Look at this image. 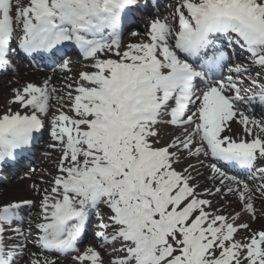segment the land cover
I'll return each instance as SVG.
<instances>
[{
  "label": "snow or ice",
  "instance_id": "1",
  "mask_svg": "<svg viewBox=\"0 0 264 264\" xmlns=\"http://www.w3.org/2000/svg\"><path fill=\"white\" fill-rule=\"evenodd\" d=\"M167 7L141 33L142 0H0V71L21 53L62 73L81 57L0 113V167L44 130L59 153L38 200L0 194V264H264V224L242 220L264 204V0ZM161 126L180 134L162 142Z\"/></svg>",
  "mask_w": 264,
  "mask_h": 264
},
{
  "label": "bare ground",
  "instance_id": "2",
  "mask_svg": "<svg viewBox=\"0 0 264 264\" xmlns=\"http://www.w3.org/2000/svg\"><path fill=\"white\" fill-rule=\"evenodd\" d=\"M73 59V58H71ZM76 69L70 73H62V72H58L57 74H47L45 72L42 71H36V70H32L29 69L27 67L22 68L21 72L19 74V76L15 79H13L11 82H4L1 86H0V113H3L4 111H6L9 107L12 108L13 111H15L17 109V106L14 104H9V101L12 99L13 97V90L16 88L21 87L22 85H24L26 82H35V83H40L41 81H43L45 78H47L49 75L53 77L52 83L55 84L57 87H61L64 83L63 77L65 75H73L76 73ZM52 103H55L54 101ZM234 125H232V129ZM230 134V133H227ZM57 155V153H56ZM58 159V156H56ZM57 159L55 160V162L57 161ZM49 162V160L45 161V163ZM50 163V162H49ZM197 167L199 168V170L201 172H205L207 174V170L204 169L203 167H200L199 165H197ZM55 171V165H53V169H51V171L49 173H54ZM195 174V173H194ZM42 177H48V174H44L42 175ZM203 181V178H200ZM45 185L41 186V188H43ZM208 186H211V182H209ZM6 197L9 198H15V199H21L24 197H30L31 199H39L37 196H35V194L33 193L32 189L30 187H27L25 185V183L22 180H15L13 182V184L11 185L10 188L4 190L2 193H0ZM255 207L257 209V216L258 219L255 220V225H258V227H260L262 224H264V217L260 216V208H262V210H264V204H261L258 202V204H255ZM247 215V214H246ZM247 220L251 219L250 216L247 215Z\"/></svg>",
  "mask_w": 264,
  "mask_h": 264
},
{
  "label": "rangeland",
  "instance_id": "3",
  "mask_svg": "<svg viewBox=\"0 0 264 264\" xmlns=\"http://www.w3.org/2000/svg\"><path fill=\"white\" fill-rule=\"evenodd\" d=\"M139 39H133L132 41H130V42H137ZM164 127H166V126H164ZM165 130H166V128H164ZM166 136H171V135H166ZM170 139V137H164V136H162L161 137V140H162V142H167L168 140ZM56 151V150H55ZM58 156H59V153L57 154ZM56 155V156H57ZM52 161H53V164H52V162L50 163V164H48L47 166H45V169L48 171L49 169H53V165H54V163H56L55 162V160L57 159V157H53L52 156ZM51 159H50V161H51ZM189 162H191V161H183V163H182V166H186L187 165V163H189ZM192 163V162H191ZM44 179H47V178H44ZM28 197V196H27ZM216 201H214V203H215ZM221 205H223V202H221ZM228 210L229 211H240V208H239V206L236 204V203H231L230 204V206L228 207ZM244 215V213H242V220L244 221V222H247V219L245 218L246 216H243ZM251 226L253 227V228H259L258 227V225H255V224H253V222L251 223ZM243 235H245V233H243V232H241L240 233V236H243ZM239 238V237H238ZM59 264H72V262H71V260H64V261H60L59 262Z\"/></svg>",
  "mask_w": 264,
  "mask_h": 264
}]
</instances>
